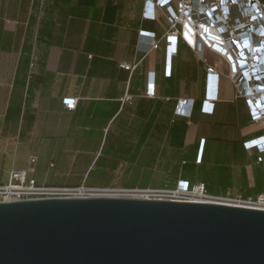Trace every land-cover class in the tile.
Returning <instances> with one entry per match:
<instances>
[{"label": "crops", "instance_id": "1", "mask_svg": "<svg viewBox=\"0 0 264 264\" xmlns=\"http://www.w3.org/2000/svg\"><path fill=\"white\" fill-rule=\"evenodd\" d=\"M142 12L143 0H0V185L34 158L38 186L187 180L213 195L264 193V166L242 146L259 133L231 85L220 79L202 114L203 64L182 44L171 58L163 46L149 50L140 32L160 38L166 24ZM65 97L76 100L73 111ZM178 99L194 100L190 118L174 112Z\"/></svg>", "mask_w": 264, "mask_h": 264}, {"label": "water", "instance_id": "2", "mask_svg": "<svg viewBox=\"0 0 264 264\" xmlns=\"http://www.w3.org/2000/svg\"><path fill=\"white\" fill-rule=\"evenodd\" d=\"M0 264H264V211L112 197L3 202Z\"/></svg>", "mask_w": 264, "mask_h": 264}, {"label": "built area", "instance_id": "3", "mask_svg": "<svg viewBox=\"0 0 264 264\" xmlns=\"http://www.w3.org/2000/svg\"><path fill=\"white\" fill-rule=\"evenodd\" d=\"M164 18L166 29L160 38L153 33L140 32L148 38L149 50L165 48L169 58L176 55L179 44L190 50L205 70L204 95L200 112L209 114L218 100L219 80L227 81L247 112L256 136L242 143L244 150L257 154L256 163L264 166V0H143L142 17L155 21ZM209 56H212V61ZM132 72L136 66L119 64ZM145 97H155L154 82L145 86ZM124 100H129L125 96ZM67 111H73L76 100H61ZM194 100L178 99L174 112L190 118ZM34 158L25 170H11L8 180L0 185V203L49 198H133L168 200L173 202L220 204L264 211V193L242 197L232 191L210 194L204 183L157 189L91 188L84 184L72 187L38 186L29 176Z\"/></svg>", "mask_w": 264, "mask_h": 264}, {"label": "trees", "instance_id": "4", "mask_svg": "<svg viewBox=\"0 0 264 264\" xmlns=\"http://www.w3.org/2000/svg\"><path fill=\"white\" fill-rule=\"evenodd\" d=\"M242 146H243V145H242ZM180 181H182V182H186V183H188L189 185H192V184H195V183H199V182H190V181H187V180H179V181L175 182L173 185H166V186L174 187V186H176L177 183L180 182ZM126 188H134V187L132 186V187H126Z\"/></svg>", "mask_w": 264, "mask_h": 264}]
</instances>
